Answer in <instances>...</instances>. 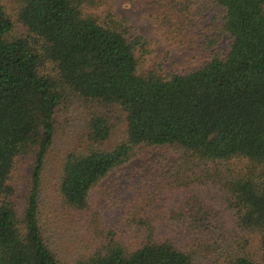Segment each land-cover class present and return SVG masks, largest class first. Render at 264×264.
I'll return each mask as SVG.
<instances>
[{
    "label": "trees",
    "instance_id": "trees-1",
    "mask_svg": "<svg viewBox=\"0 0 264 264\" xmlns=\"http://www.w3.org/2000/svg\"><path fill=\"white\" fill-rule=\"evenodd\" d=\"M153 1L199 65L146 68L153 42L107 0H17L13 15L0 0V264H264V0H201L195 12ZM16 23L25 37L11 36ZM70 107L79 143L55 196L75 218L65 249L44 220L43 175ZM112 111L124 120L114 143ZM158 147L177 158L131 178L104 219L97 186Z\"/></svg>",
    "mask_w": 264,
    "mask_h": 264
},
{
    "label": "rangeland",
    "instance_id": "rangeland-1",
    "mask_svg": "<svg viewBox=\"0 0 264 264\" xmlns=\"http://www.w3.org/2000/svg\"><path fill=\"white\" fill-rule=\"evenodd\" d=\"M16 1L2 0L9 14H14ZM107 1L117 15L126 18L128 24L136 28L141 36L153 42L154 52L148 58L146 68L161 64L166 71L180 72L187 68L195 67L203 61V58L192 56L189 47L185 44L168 38L167 29L160 26L159 16L162 13L161 8L153 0ZM184 2L192 12L197 11L203 4L201 0H177L179 4ZM201 13V16L204 18L203 22L207 23L216 15L217 7L211 5L208 7L206 13L204 12L203 14V11ZM26 35V28L16 23L11 36L18 38L25 37ZM227 45L228 38L225 36L221 43V49L224 52L227 51ZM110 116L112 120H115L113 122L116 124L112 139L110 140L111 143H114L123 133L124 120L123 116L117 111H112ZM80 119V113L74 107L67 108L59 113L57 119L59 127L57 133L58 138L55 140L48 155L46 169L43 175L44 220L47 221L48 227L57 237L64 236V239H66L65 245H63L65 249L72 245L71 241L68 240H72L74 235L73 228H76V224L74 221L75 218L70 214L62 215L58 211H55L57 208L55 197L56 185L58 183L59 166L64 155L79 143L77 127L81 126L79 123ZM176 158L177 155L167 147L147 148L129 164L111 173L96 188L94 203L103 208L102 217L108 221L114 220L115 207L113 210H110V204L114 201L113 199L119 198V194L126 189L131 178L137 176L138 180L141 175H152L157 172L160 165L164 167ZM21 180H18V182H21ZM212 206L216 211L220 212L219 222L223 224L224 228H228L230 226V219L225 215L228 213L224 212L223 208L217 203L212 204ZM216 226L224 229L218 224ZM65 252L67 256L70 255V252Z\"/></svg>",
    "mask_w": 264,
    "mask_h": 264
}]
</instances>
